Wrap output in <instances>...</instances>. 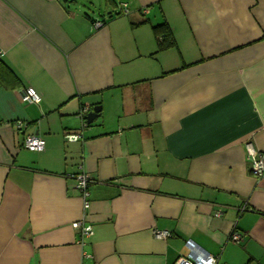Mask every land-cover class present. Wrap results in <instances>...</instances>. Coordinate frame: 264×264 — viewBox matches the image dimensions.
I'll return each mask as SVG.
<instances>
[{"label": "crops", "instance_id": "1", "mask_svg": "<svg viewBox=\"0 0 264 264\" xmlns=\"http://www.w3.org/2000/svg\"><path fill=\"white\" fill-rule=\"evenodd\" d=\"M247 143L264 161V0H0V264H264Z\"/></svg>", "mask_w": 264, "mask_h": 264}, {"label": "built area", "instance_id": "2", "mask_svg": "<svg viewBox=\"0 0 264 264\" xmlns=\"http://www.w3.org/2000/svg\"><path fill=\"white\" fill-rule=\"evenodd\" d=\"M91 26L93 28H99L100 26H102V23L99 21H93L91 23ZM18 97L23 103L37 104L39 102V95L31 87L20 88L18 90ZM88 112V108H82L80 111L81 118H84ZM65 138L69 141H75L79 138V135H66ZM22 147L29 151H41L44 147V140L36 135H27L23 139ZM245 151L250 175L255 179L261 178L264 174L263 155L254 148L252 143H247L245 145ZM72 178L75 181V187L81 193L83 206L84 208H87V188L89 184L92 183V180L85 174H78L76 176H73ZM80 226V236L78 243L83 244L84 240L89 238L92 234V229L90 226ZM165 236H167L166 232L155 233V237L158 239H162ZM229 239L231 241L237 242L239 240V236L235 233H232ZM185 247L187 249V254L185 256L178 257L172 264H217V261L214 257L197 248L190 241H187L185 243Z\"/></svg>", "mask_w": 264, "mask_h": 264}, {"label": "trees", "instance_id": "3", "mask_svg": "<svg viewBox=\"0 0 264 264\" xmlns=\"http://www.w3.org/2000/svg\"><path fill=\"white\" fill-rule=\"evenodd\" d=\"M155 37L158 39V49L167 48L173 45V38L166 23H161L152 28Z\"/></svg>", "mask_w": 264, "mask_h": 264}, {"label": "water", "instance_id": "4", "mask_svg": "<svg viewBox=\"0 0 264 264\" xmlns=\"http://www.w3.org/2000/svg\"><path fill=\"white\" fill-rule=\"evenodd\" d=\"M96 116H97V109L96 108H92L91 110H89V112L83 118L85 124L89 125L90 123H92L93 120L96 118Z\"/></svg>", "mask_w": 264, "mask_h": 264}]
</instances>
